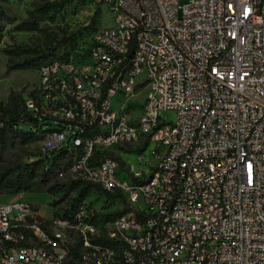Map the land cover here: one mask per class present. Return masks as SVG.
Wrapping results in <instances>:
<instances>
[{
  "label": "built area",
  "instance_id": "2783aa9c",
  "mask_svg": "<svg viewBox=\"0 0 264 264\" xmlns=\"http://www.w3.org/2000/svg\"><path fill=\"white\" fill-rule=\"evenodd\" d=\"M76 1L111 25L22 97L56 179L99 193L0 202V264H264V0ZM105 194L127 210L95 223Z\"/></svg>",
  "mask_w": 264,
  "mask_h": 264
},
{
  "label": "trees",
  "instance_id": "16d2710c",
  "mask_svg": "<svg viewBox=\"0 0 264 264\" xmlns=\"http://www.w3.org/2000/svg\"><path fill=\"white\" fill-rule=\"evenodd\" d=\"M6 0H0V4ZM68 3H73L74 7L84 1L76 0H51L35 4L26 15V19L16 24L13 32L39 33L42 39L41 46L23 47L16 45L5 53H13L21 59L10 63L9 58L5 64V72L11 70H36L39 64L52 58H66L74 53L82 44H87L91 36L99 28L100 14L96 8L92 11L88 23L81 27L79 33L56 28L49 32L47 27H40L39 24L53 23L55 17L59 15ZM86 5V3H85ZM0 20L9 21L2 12L0 6ZM2 38L0 27V40ZM21 91L9 89L5 101H0V149L9 139L15 140L21 147L28 143L38 141L42 138V129L38 120L27 111ZM54 155L51 159L42 153L41 150L34 160L30 162H17L10 167L0 170V194H17L38 189L46 191L50 196H57L50 205H55L63 200H67L70 208H74L78 202L85 198L90 192H98V188L92 184L79 183L78 181L60 182L56 179L55 161L58 158L66 157V150L52 151ZM68 157V156H67ZM69 158V157H68ZM48 159V160H47ZM101 211L95 213L93 222L103 223L112 220L116 216L124 213L127 209L122 206L120 209L109 210L114 195L105 194ZM56 215V213L54 212ZM64 209L62 216H66Z\"/></svg>",
  "mask_w": 264,
  "mask_h": 264
},
{
  "label": "rangeland",
  "instance_id": "374dc122",
  "mask_svg": "<svg viewBox=\"0 0 264 264\" xmlns=\"http://www.w3.org/2000/svg\"><path fill=\"white\" fill-rule=\"evenodd\" d=\"M51 0H7L2 4V12L9 19V21L0 20L2 38L0 40V101H5L9 89L14 91H21V94L26 92V89L34 85L37 81V74L35 70H20L15 69L5 72V64L9 58L10 63L20 60L21 57L14 56L13 53H5L3 49H10L16 45L23 47H37L41 46L42 39L39 33H25L13 32L12 28L24 21L28 11L37 3ZM99 11L100 19L99 26H110V15L108 12ZM92 15L91 9L85 3L78 4L74 7L73 3H68L63 11L55 17L53 23L43 24L40 27H47L49 32L55 31L56 28L63 30H70L79 33L81 27L88 23ZM50 128H55L54 123L50 122ZM130 146H127V149ZM152 148V143L146 146L143 152L141 162H138L137 154L135 151L121 153V159L125 162L126 166L131 169L140 168V163L149 160V150ZM40 150V142L35 141L21 147L15 140L9 139L4 146L0 149V170L10 167L17 162H30L34 160L38 151ZM42 153L43 150H42ZM46 155L51 159L54 152H46ZM115 156V155H114ZM116 157V156H115ZM64 182V180L60 181ZM11 194H0V202H5L11 199ZM18 197L36 208L40 215L49 217L51 209L49 206L50 195L41 189L37 191H29L25 193H18ZM88 200L92 201L93 206L98 209L101 206L100 199L94 200L92 195L88 196Z\"/></svg>",
  "mask_w": 264,
  "mask_h": 264
}]
</instances>
